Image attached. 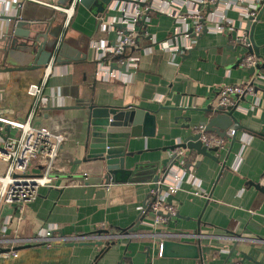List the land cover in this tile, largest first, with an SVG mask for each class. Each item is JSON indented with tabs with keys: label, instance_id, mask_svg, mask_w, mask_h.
<instances>
[{
	"label": "crops",
	"instance_id": "obj_1",
	"mask_svg": "<svg viewBox=\"0 0 264 264\" xmlns=\"http://www.w3.org/2000/svg\"><path fill=\"white\" fill-rule=\"evenodd\" d=\"M71 1L0 0V114L26 121L33 109L34 90L41 86L52 106H77L48 111L67 119L71 128V120L86 119L85 105L93 99L96 104H133L157 111L156 132L130 139L127 149L133 156L128 157L129 165L140 169L134 181L120 183L97 184L94 167L78 162L85 155L83 136L66 143L64 148L72 159L67 160L63 173L51 174L52 185L40 187L37 198L30 202L1 204L0 247L13 244L18 256H0V264H264V192L256 187H264V10L254 29L260 56L255 55L258 69L253 75L238 63L246 49L237 44L247 34L248 13L255 10L257 15L264 0H220L211 4L209 15L202 5L200 13L208 31L196 42L190 34H178L177 27L183 31V26L168 12L196 11L201 0H156L145 22L139 21L138 47L127 50L138 57L136 65L127 72L117 70V77L108 81L97 72L94 46L119 37L121 29L108 23L121 19L122 12H137L135 0L118 1L102 16L79 2L66 25L62 8ZM147 8L148 4L144 12ZM50 25L51 31H59L56 42H61L45 80L43 65L48 52L35 63L36 48L22 43L28 41L26 36L45 32ZM218 25L224 30L217 31ZM167 38L185 53L159 44ZM54 39L49 35L53 44ZM64 43L82 52L78 56L73 52L78 60L57 61ZM11 45L18 49L8 54ZM252 79L255 94L247 96L235 112L243 129L237 131L233 145L229 142L215 153L226 161V169L222 171L221 163L191 151L188 161L195 164L197 178L193 184L188 173L174 164V146L208 119L210 114L204 109L217 98L218 87ZM46 112L39 105L31 124L39 126ZM7 126L0 128L1 140L8 137ZM78 126L74 124V136L80 134ZM10 133L18 132L11 129ZM156 169H169L161 177L165 181L161 189L175 181L173 174L182 179L172 194L176 217L152 228L142 223L141 213L156 185L152 179ZM83 173L91 177L84 178ZM139 217L143 219L136 224ZM48 231L56 239L66 240H53L51 245L22 242ZM174 233L182 236L173 239L196 243L200 237L202 257H161L160 234Z\"/></svg>",
	"mask_w": 264,
	"mask_h": 264
},
{
	"label": "built area",
	"instance_id": "obj_2",
	"mask_svg": "<svg viewBox=\"0 0 264 264\" xmlns=\"http://www.w3.org/2000/svg\"><path fill=\"white\" fill-rule=\"evenodd\" d=\"M79 1L80 0H72L69 6L62 8L66 14V25H68V22L72 18L75 7ZM136 1L134 5L137 7V12H122L123 16L121 19L108 23L111 28H115L117 23H121L124 26L119 37L112 43H99V45L94 46L97 50V56L95 57L98 68L97 72L103 80L108 81L111 78L117 77V69H111L110 66L111 54L121 56V59L115 62V64L122 65L126 63L127 69L130 68V66H135L137 63L138 57L134 56V54H127V50L136 49L139 45L136 40L137 37L140 38L138 32L139 21L142 19L143 15L146 14L143 7H140ZM219 1L220 0H201L200 8L187 14H183L182 12H168L175 19L177 24L183 26V31L179 30L180 26L177 27L176 31H178V34L183 32L189 35V30L192 28V33L194 35L190 34L192 36L191 39L193 42H196L197 37L204 29V21L200 13L202 12L201 5L206 6L208 3L212 4L213 2ZM249 16L256 17V11H250L248 13V17ZM216 29L217 31H223L224 26L218 25ZM124 31H126V33ZM246 38L247 34H244L242 37H239L238 40L244 42ZM60 42L61 39H58L49 62H45L43 65L45 80L52 72V64L56 59ZM159 44H162V46L169 51L181 54L185 53V49L175 45L172 42V38H167L166 42H160ZM189 47L186 48L188 49ZM105 59L107 61H105ZM241 65L244 68L258 66V60L254 54H249L241 62ZM255 92L256 86L253 79L246 82L238 81L234 84L223 85L218 87L217 98H214L213 104L215 106L220 105L224 108L236 106L238 110L242 101L247 96L254 95ZM34 97L35 99L32 104L33 109L26 121L21 122L12 120L7 118L4 114H0V123L9 125L10 131L11 129H15L18 132L15 133V135H11L10 133L6 139H0V159L2 162L6 163L5 173L0 175V206L1 204L12 205L17 202L24 203L35 200L39 194L40 187L53 184V177L51 174L63 173L68 166L67 160L72 159L71 153L64 148V145L84 135V120H82V122L71 120L73 127L71 128L67 119L64 120V118L58 115H52L51 113L45 116L46 118L42 117L39 126H33L31 120L35 118L34 110L37 109L39 105L46 108L50 103L49 97L44 95L41 86L35 88ZM74 124H79L78 128L80 134L78 136L73 135ZM0 128H3V126ZM197 132L201 133L200 140L205 146L208 148L217 147L220 150L225 148L226 144H228L230 139L235 135V131L229 129L226 132V137H220L216 134L206 132L204 125H199ZM190 153L191 150L188 148H175L173 150L174 164L183 168V170L188 173L190 177L189 180L193 184H196V182H194L197 179L195 175L196 166L188 161ZM36 168L38 169L36 170ZM173 177L175 181L170 184L167 189H161L162 184L165 182L164 180H159L155 187L151 188L150 202L147 205V207L149 206L148 212L147 207L142 208L141 216L144 218L142 223L156 228L167 224L172 218L176 217L178 209L168 198L179 188L178 182L181 181L180 179L182 178L174 174ZM197 186L199 187L198 184ZM173 235L175 237L182 236L180 233H174ZM82 239L84 240V238ZM53 240L61 241L66 240V238L62 237L56 239L52 232L48 231L45 234H39L33 238L22 239V242L25 241L26 244L45 243L51 245ZM15 241H20V238H16ZM12 245L13 244L5 248L0 247V256L7 258L17 257L18 251Z\"/></svg>",
	"mask_w": 264,
	"mask_h": 264
},
{
	"label": "water",
	"instance_id": "obj_3",
	"mask_svg": "<svg viewBox=\"0 0 264 264\" xmlns=\"http://www.w3.org/2000/svg\"><path fill=\"white\" fill-rule=\"evenodd\" d=\"M118 1L122 0H80L79 2L83 6L94 12V14H96L97 16H102L107 11H109L110 8H113L114 4L116 5ZM136 2H138L140 7H145L147 4L149 5V8H147L146 10V14H144L142 19L140 20L144 23L147 14L154 10L153 4L155 0H150L149 2ZM206 6V15H209L211 12H213L211 4L208 3ZM263 10L264 5L260 9V12L256 15V17H248L246 22L247 38L244 42H242L241 40H237V44L241 45L246 49L245 53L241 54L240 58L238 59L239 64H241V62L249 54H254L257 57L260 56V46L256 44L254 38V29L257 21L261 18ZM2 17L6 18V16ZM11 18L12 17H10L9 19ZM20 22L21 21H19L17 25H19ZM115 27H118L121 30L124 29V26L121 23L116 24ZM207 31L208 29L204 28L201 35H199L197 38L207 33ZM124 32L126 33V31ZM189 34L194 35L192 33V28H190ZM17 35L18 34L15 30L13 36L14 40L15 36ZM49 35L55 38L54 44L52 43L51 46L52 48H49V45L51 43L49 41ZM57 35L55 34V32L54 34H52L50 25V27H48L45 32L26 36L29 42L24 41L22 45L24 47L29 46L36 48V54L34 59L35 63H38L39 57L43 52H48L46 62H49L56 46ZM9 38L10 36H8V39ZM136 40L139 41V37H137ZM17 49L18 46L11 45V47L6 50L9 54L12 51H17ZM67 50L69 51L68 53ZM73 52L77 54V56L82 53L76 48L70 46L68 43L62 44L59 51V55L57 57V61L68 62L72 60H78L79 58L75 56ZM120 59L121 56L111 54V69H117L123 72H127L126 63H123L121 66L115 64V62L119 61ZM105 61L107 60L105 59ZM7 69H10V67H8ZM246 69L253 75L257 71L258 66H253ZM76 107L77 106L74 105L54 107L49 103L46 107L47 112L45 116H48V111L50 110L73 109ZM85 107H87L88 109L86 119H83L85 121V131L83 135L85 155L81 160H78V162H87L94 167L96 172L92 176L96 177L95 181L97 184H109L116 182L120 183L128 180L134 181L133 177H135L138 169L140 168L136 164H134V166L129 165L128 157L133 156V153L128 151V144L131 138L153 136L155 134L157 111L143 108L141 106L133 104L124 106L112 104H96L94 103L93 99L90 100V102L85 105ZM204 111L210 114V116H208V119L200 124L205 126V131L216 134L220 137H226L227 130L233 129L235 131V135L232 139H230V144L233 145L236 141L237 131L243 129V126L235 115L237 107L234 106L224 108L220 105L215 106L214 104H212L205 108ZM2 126L3 124L0 123V127ZM6 130L9 136L10 126H7ZM0 134H2V132H0ZM200 137L201 133L195 131L194 134H191L180 142H178L174 146L173 150L177 147L188 148L191 151H195L198 155L208 157L217 163H221V170L224 171L227 167L226 161H222L220 156L215 154L218 153L220 149L217 147L208 148L202 143ZM168 171L169 169H156V174L152 175L153 181L157 183L159 180H161V177H164L167 174ZM82 176L84 178H89L91 177V174L83 173ZM256 187L264 192V187L260 186V184H256ZM172 199L173 196H169L168 200L170 202H172ZM140 221L141 217L138 218L136 224H139ZM173 237V234H160V238H162L160 244L161 257L195 259L202 257L203 252L200 237L197 243L190 240H177L173 239ZM95 243L101 245L103 244V241H97ZM236 246L237 244L235 245V247ZM232 252L230 253V256H232ZM231 264H237V262H232Z\"/></svg>",
	"mask_w": 264,
	"mask_h": 264
},
{
	"label": "rangeland",
	"instance_id": "obj_4",
	"mask_svg": "<svg viewBox=\"0 0 264 264\" xmlns=\"http://www.w3.org/2000/svg\"><path fill=\"white\" fill-rule=\"evenodd\" d=\"M54 30H52V34H54ZM56 35L59 34V31L55 33ZM58 36V35H57ZM52 46V43H50L49 48ZM52 48V47H51ZM4 170H6V163L2 162L0 159V175L4 174Z\"/></svg>",
	"mask_w": 264,
	"mask_h": 264
}]
</instances>
